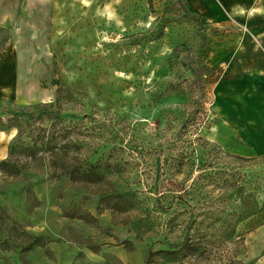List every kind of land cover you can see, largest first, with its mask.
Instances as JSON below:
<instances>
[{"label":"rangeland","instance_id":"rangeland-1","mask_svg":"<svg viewBox=\"0 0 264 264\" xmlns=\"http://www.w3.org/2000/svg\"><path fill=\"white\" fill-rule=\"evenodd\" d=\"M187 6L0 0V264H264V156L216 109L240 32Z\"/></svg>","mask_w":264,"mask_h":264},{"label":"crops","instance_id":"crops-1","mask_svg":"<svg viewBox=\"0 0 264 264\" xmlns=\"http://www.w3.org/2000/svg\"><path fill=\"white\" fill-rule=\"evenodd\" d=\"M185 1L195 14L224 15L240 32L221 40L227 48L218 60L236 64L235 71L230 68L231 74L226 73L219 82L216 109L221 118L233 117L246 123L238 129L240 140H232V154L264 156V0Z\"/></svg>","mask_w":264,"mask_h":264},{"label":"trees","instance_id":"trees-1","mask_svg":"<svg viewBox=\"0 0 264 264\" xmlns=\"http://www.w3.org/2000/svg\"><path fill=\"white\" fill-rule=\"evenodd\" d=\"M58 80L55 82L58 84ZM60 91V90H59ZM15 146L11 147V155L14 153ZM22 152L24 153L25 157L33 159L36 156V150L33 147H25L22 149ZM98 165L96 163L89 165V170L81 173V175H77L80 171H70L71 179L74 181H87L91 183L99 182L102 179V176L97 171ZM0 172L4 173L7 176L10 177H17L22 173V167L18 165L16 162H13L11 160H1L0 161ZM80 176V177H79ZM188 244V243H187ZM186 243H182L177 246L178 249H183L187 246ZM42 246L40 238H32L29 245L26 247L27 250L33 249L35 246ZM174 248V247H171Z\"/></svg>","mask_w":264,"mask_h":264}]
</instances>
